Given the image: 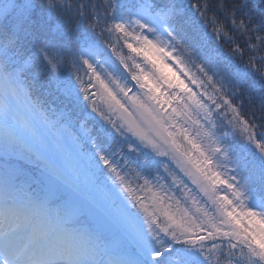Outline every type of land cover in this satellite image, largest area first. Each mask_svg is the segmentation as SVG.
<instances>
[{
    "label": "snow or ice",
    "instance_id": "obj_1",
    "mask_svg": "<svg viewBox=\"0 0 264 264\" xmlns=\"http://www.w3.org/2000/svg\"><path fill=\"white\" fill-rule=\"evenodd\" d=\"M0 264H264V0H0Z\"/></svg>",
    "mask_w": 264,
    "mask_h": 264
}]
</instances>
